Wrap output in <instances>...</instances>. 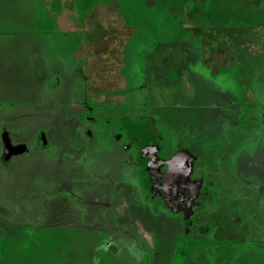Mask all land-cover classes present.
<instances>
[{
    "label": "rangeland",
    "instance_id": "1",
    "mask_svg": "<svg viewBox=\"0 0 264 264\" xmlns=\"http://www.w3.org/2000/svg\"><path fill=\"white\" fill-rule=\"evenodd\" d=\"M122 94L210 183L208 230L152 264H264V0H0V133L41 146L0 157V264H93L111 183L135 169L96 122Z\"/></svg>",
    "mask_w": 264,
    "mask_h": 264
},
{
    "label": "flooded vegetation",
    "instance_id": "2",
    "mask_svg": "<svg viewBox=\"0 0 264 264\" xmlns=\"http://www.w3.org/2000/svg\"><path fill=\"white\" fill-rule=\"evenodd\" d=\"M174 63L175 60L167 57L163 65L152 63L151 67L153 70L160 67L161 71L155 72L158 77L164 71L170 73ZM110 99L109 103L126 109L118 107L113 112L115 116L106 112L105 117L97 119V126L106 123L113 128L112 142L121 144L126 163L135 169L133 175L118 176L111 183L93 245L95 254L85 259L93 264L121 260L152 264L169 260L173 258L169 253L174 245L181 243L186 247L189 236L201 229L208 230L200 223L210 194L207 173L196 163V155L190 150L177 147L170 151L152 115L143 113L133 117L135 109L131 108L136 100L123 94ZM111 119L114 121L108 123ZM1 131L0 157L4 163L31 150L33 145L14 138L6 127ZM40 147L34 145L32 150ZM9 214V209L0 205V231L15 228L8 223ZM158 248L164 254L159 255Z\"/></svg>",
    "mask_w": 264,
    "mask_h": 264
}]
</instances>
